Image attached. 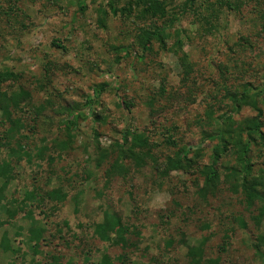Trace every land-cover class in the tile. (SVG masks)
I'll return each mask as SVG.
<instances>
[{"label":"rangeland","instance_id":"obj_1","mask_svg":"<svg viewBox=\"0 0 264 264\" xmlns=\"http://www.w3.org/2000/svg\"><path fill=\"white\" fill-rule=\"evenodd\" d=\"M85 1L86 13L76 15L75 0H60L63 10L54 0H16L11 4L12 11L8 10L9 2L0 0V72L14 71L20 77L0 80V87L11 91L24 86L33 95V105L25 106L23 113L30 123L26 147L39 145L44 135L48 139L65 138L66 125L62 119L71 110L83 113L74 131L73 145L65 153L51 152L48 159L33 163L14 157L16 178L9 185L7 196L20 200L26 190L36 188L39 194L31 209L45 234L35 251L28 239L30 224L25 212L14 220L4 219L0 241L7 234L11 245L20 250L14 254L0 247V264H92L104 253L116 264H122L118 257L124 252L129 259L125 264H189L186 248L179 243L182 233L192 244L203 234L212 235L206 246L207 260L219 256L220 264H259L251 246L257 230L239 195L223 184L217 196L203 201L196 193L195 176L173 171L170 179H161L150 164L139 170L132 166L128 175H117L108 182L106 169L110 163L98 167L95 162L94 130L98 131L104 148L118 141L127 127L149 129L156 141L173 135L181 144L198 146L201 129L196 118L204 116L207 102L212 100L208 95L224 81L218 64L232 68L225 73L229 77L227 85L238 79L264 81V2H250L239 13L224 11L220 15L221 26L213 33L205 32L193 14L182 15L176 26L188 30L190 35L184 50L197 70L199 86L198 92L193 93L194 101H189L188 86L182 80L183 69L173 51L161 50L156 43L143 62L134 54L116 62L117 54L124 53H115L112 45L132 44L134 53H141L134 44V27L120 17L109 16L107 28H100L96 9L107 0ZM169 1L180 6L183 0ZM54 38L63 39L67 49L53 46ZM241 59L246 63L243 72L240 67H233ZM164 79L170 95L174 96L176 91L178 94L175 93V99L164 97L165 111L151 116L145 100L157 92ZM101 83L110 85L97 98L94 90ZM119 95L133 99L131 112ZM90 96L94 103L87 106L85 102ZM35 106L45 108L37 117ZM228 109L222 104L216 114ZM93 112L104 122L94 119ZM254 115L253 108L244 106L235 119ZM163 124H175L176 128L168 132ZM261 124L264 131V115ZM202 146L203 162H208L212 143ZM173 150L174 147L162 144L156 151L160 155ZM253 154L257 163L264 161L259 150ZM5 157L7 150L0 147V160ZM59 186L68 192L66 200L46 196ZM76 195L81 197L78 212ZM106 207L119 213L124 223L140 229L139 237L129 236L135 246L125 248L123 243L115 245L94 234L93 225L101 220ZM239 215L249 223L247 229L232 218ZM203 223L210 228L203 227ZM226 226L234 228L231 244L227 252H220ZM170 238L174 244L167 247L165 242Z\"/></svg>","mask_w":264,"mask_h":264},{"label":"trees","instance_id":"obj_2","mask_svg":"<svg viewBox=\"0 0 264 264\" xmlns=\"http://www.w3.org/2000/svg\"><path fill=\"white\" fill-rule=\"evenodd\" d=\"M5 1L9 2L10 5L13 1L16 3V0ZM54 2L63 10V7L59 5L60 0H54ZM250 2L261 4L264 0H183L180 6L173 5L169 0H107L96 9L97 23L100 28L106 29L109 16L120 17L129 21L136 31L134 44L137 45L141 53H134L132 44L112 45L115 53H124V55L117 54L116 62H120L132 54L136 59L143 62L147 55L154 51L156 43L161 50L173 51L178 56L179 64L183 69L182 80L188 86L189 93L186 100L194 101L193 93L198 92L199 88L195 75L197 70L190 60V54L184 50L185 42L190 39V35L188 30L176 25L181 22L182 15L189 13L197 18L200 27L205 32L213 33L221 26L219 21L221 13L224 11L239 13ZM74 3L77 7L76 15L86 13L88 3L85 0H75ZM12 5L9 6L8 10H14ZM4 12L7 13L8 11L5 10ZM76 19L75 16L72 25ZM170 39H173L171 45L168 44ZM52 45L59 49H67L64 40L60 38H54ZM245 64V61L241 59L235 61L233 67H240L243 72L246 71L244 69ZM217 66L221 71V76H224L225 82L217 84L214 92L208 93L213 101L207 102L204 116L196 118L195 122L201 129L198 146L181 144L173 135H165L161 141H156L152 139L149 129L140 131L136 128L127 127L118 141L110 147L104 148L100 145L98 131L94 130L95 162L98 167L105 162L110 163L106 169L108 182L117 175H128L132 166L139 170L149 164L161 179H170L173 171L193 175L195 176L196 193L203 201H208L210 197L217 196L222 185L225 184L230 192L241 197L244 207L250 211V219L257 230L254 239L251 240V246L254 249L255 258L260 261L259 264H264V161L261 164L257 163L253 154L254 151L259 150L260 155H264V131L261 124L264 115L262 107L264 104V81L263 83H254L252 80L238 79L231 85H227L226 82L229 81V77L225 73L232 70L231 66L227 64H218ZM10 78L18 80L20 77L14 71L0 72V80ZM108 85L110 84H99L94 90L95 97L99 98L102 90ZM119 88L117 85V91ZM175 93L178 94V91ZM175 93H173L174 96L170 95L165 79L162 80L157 92L149 95L145 100L150 108L151 116L164 112L166 109L164 97L168 96L175 99L177 96ZM119 98L124 107L131 112L134 106L133 99H125L121 95ZM32 100L31 91L24 86H19L18 89L11 91L0 87V127H2L0 129V147L7 150V157L0 160V229L3 227L4 219L14 220L19 213L25 212L24 216L30 224L28 239L31 247L37 251L40 241L44 238L45 228L36 219L31 206L32 202L38 198L39 193L34 188L26 190L20 200L8 198L9 185L16 178L15 167L12 164L13 159L14 157L25 158L27 162L33 163L48 159L52 156L51 152L58 155L65 153L73 145V139L76 136L74 131L78 127L79 119L83 113L79 110H71L68 111L67 117L62 119L66 125L65 138L48 139L44 135L40 139L41 143L30 149L26 147L25 143L29 139L26 132L29 131L30 123L23 113L25 106L33 105ZM93 101L94 98L90 96L85 105L91 106ZM222 104H226L229 109L217 115V107L221 108ZM244 106L253 108L256 115L240 120L235 119V115ZM44 109L43 106H35L36 117L42 114ZM93 114L94 119L104 122V118L100 117L98 113L93 112ZM167 120L169 121V118ZM162 127L166 128L168 132L176 128L175 124L171 126L163 124ZM206 142H211L212 147L211 153L208 155V162H203L205 148L202 144ZM162 144L174 147L172 153L159 155L156 150ZM227 157L230 158L227 159ZM46 196L50 199L64 201L68 197V192L59 186L47 192ZM80 204L81 197L76 195L75 211L80 210ZM232 218L241 228L247 229L249 227L244 216L239 215ZM202 226L210 228L207 223H203ZM93 228L94 234L99 238L115 245L123 243L125 248L135 246V243L130 241L129 236L131 234L138 237L141 235L140 229L124 223L122 216L110 207L103 210L101 220L96 222ZM233 230L232 226L224 228L222 241L219 244L220 252H227L229 249ZM211 236V234H203L197 242L192 244L188 241L186 233H182L179 243L186 248L189 264H204L205 262L207 264H220L222 262L219 256L206 259V246ZM165 244L167 247L172 246L174 240L167 239ZM0 247L5 252L14 254L20 250L11 245L7 234L2 235ZM127 255L124 252L118 257V260L125 264L129 260ZM92 264L116 263L111 256L104 253L98 261Z\"/></svg>","mask_w":264,"mask_h":264}]
</instances>
